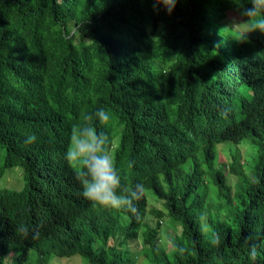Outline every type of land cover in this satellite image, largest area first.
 <instances>
[{
  "label": "trees",
  "instance_id": "trees-1",
  "mask_svg": "<svg viewBox=\"0 0 264 264\" xmlns=\"http://www.w3.org/2000/svg\"><path fill=\"white\" fill-rule=\"evenodd\" d=\"M157 8L0 0V177L18 167L25 181L0 188V264H48L49 254L137 264L129 244L140 232L148 264H253L251 243L264 264V34L249 32L231 0H177L171 15ZM99 107L111 114L123 182L146 188L137 215L93 208L64 159L72 125ZM249 136L259 148L253 175L234 159L229 185L213 168L218 145ZM203 165L225 204L199 192ZM149 189L162 209L149 208ZM166 216L183 227L171 250L159 238Z\"/></svg>",
  "mask_w": 264,
  "mask_h": 264
},
{
  "label": "clouds",
  "instance_id": "clouds-1",
  "mask_svg": "<svg viewBox=\"0 0 264 264\" xmlns=\"http://www.w3.org/2000/svg\"><path fill=\"white\" fill-rule=\"evenodd\" d=\"M231 2L237 5L240 15L245 18L242 24L251 26L249 32L259 31L264 34V0H231ZM161 4L171 15L176 8L177 0H154L155 9L158 10L157 6ZM235 26L237 25L232 27ZM110 121L111 114L104 107H99L94 112L82 113L79 122L71 127L64 159L75 173V179L82 188V196L93 208L137 215L136 202L144 197L146 188L142 182L133 184L123 182L113 156L114 140L108 131ZM36 140V135L31 134L26 137L25 143L34 144ZM16 231L24 237L29 235L27 227L21 226ZM37 236L38 230H32V239H36ZM253 239L254 237L249 236L246 238V243ZM211 243L219 245V237L212 239ZM249 247V257L255 264L258 245L251 243Z\"/></svg>",
  "mask_w": 264,
  "mask_h": 264
},
{
  "label": "rangeland",
  "instance_id": "rangeland-1",
  "mask_svg": "<svg viewBox=\"0 0 264 264\" xmlns=\"http://www.w3.org/2000/svg\"><path fill=\"white\" fill-rule=\"evenodd\" d=\"M245 90V87H243ZM247 96H250L247 94ZM118 137H116V140ZM259 155L258 145L254 142L251 136L245 137L239 143H235L233 141H226L218 145V157L214 162L213 168L218 171H222L225 173L227 179L226 182L231 185L232 181L235 179L234 173L229 170V163L237 159V161L241 164L245 173L249 176L253 175L255 162ZM191 162V161H190ZM228 164V165H227ZM227 165V166H226ZM206 168L207 172L205 178L202 180L201 185L199 187V192L206 195L207 201L214 204L216 207L218 204H225L227 201V197H223L220 194V183L217 182L213 176V170L207 168L206 165H203ZM186 167L193 172V168L190 166L188 162ZM25 181L23 172L21 169L12 168L9 169L2 177H0V188L10 189H20L23 187ZM242 185L233 186V191L236 192L240 189ZM149 197V208L153 207L155 209H162V203L157 199L152 190H148ZM121 220L125 223V220L122 216ZM156 217L153 215L149 216V221L156 222ZM159 238L160 244L167 250H171L172 239L175 234H180L182 232V225L180 222L175 221L172 217L166 216L160 219V228H159ZM133 248V252L136 256L137 264H148L146 258L142 254V234L139 233L138 238L133 240L129 244ZM33 251L31 252L32 255ZM30 255V256H31ZM48 264H88V261L85 260L82 256L76 255L74 257H57L55 254H49L47 256ZM31 264H35L33 257L31 258Z\"/></svg>",
  "mask_w": 264,
  "mask_h": 264
},
{
  "label": "bare ground",
  "instance_id": "bare-ground-1",
  "mask_svg": "<svg viewBox=\"0 0 264 264\" xmlns=\"http://www.w3.org/2000/svg\"><path fill=\"white\" fill-rule=\"evenodd\" d=\"M262 77H263V75H262ZM244 78V77H243ZM263 81V80H262ZM261 86V85H260ZM224 92V91H223ZM237 99V98H236ZM222 107V106H221ZM127 175V174H126ZM193 177V176H192ZM128 179H129V176L127 177ZM60 211V210H59ZM48 219V218H47ZM68 248H70V247H68ZM46 249V248H45ZM56 250V249H55ZM43 251V250H42ZM44 255V254H43Z\"/></svg>",
  "mask_w": 264,
  "mask_h": 264
}]
</instances>
